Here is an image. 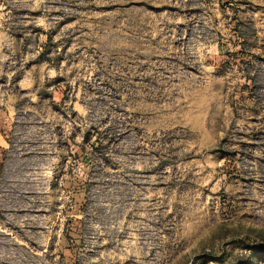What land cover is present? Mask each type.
<instances>
[{"label":"rangeland","instance_id":"374dc122","mask_svg":"<svg viewBox=\"0 0 264 264\" xmlns=\"http://www.w3.org/2000/svg\"><path fill=\"white\" fill-rule=\"evenodd\" d=\"M0 264H264V0H0Z\"/></svg>","mask_w":264,"mask_h":264}]
</instances>
